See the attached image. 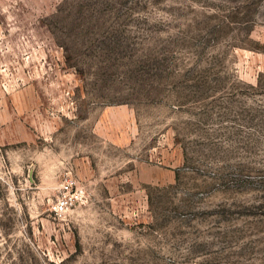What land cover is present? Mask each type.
Wrapping results in <instances>:
<instances>
[{
  "label": "rangeland",
  "instance_id": "rangeland-1",
  "mask_svg": "<svg viewBox=\"0 0 264 264\" xmlns=\"http://www.w3.org/2000/svg\"><path fill=\"white\" fill-rule=\"evenodd\" d=\"M0 264H264V0H0Z\"/></svg>",
  "mask_w": 264,
  "mask_h": 264
},
{
  "label": "built area",
  "instance_id": "built-area-1",
  "mask_svg": "<svg viewBox=\"0 0 264 264\" xmlns=\"http://www.w3.org/2000/svg\"><path fill=\"white\" fill-rule=\"evenodd\" d=\"M74 179L70 176L65 177L59 184L55 202L52 206L54 213L61 214L72 204H74L78 192L75 190Z\"/></svg>",
  "mask_w": 264,
  "mask_h": 264
}]
</instances>
